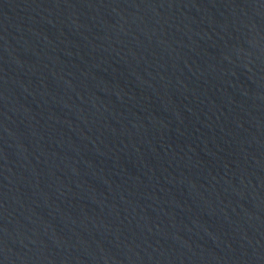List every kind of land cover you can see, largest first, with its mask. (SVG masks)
Segmentation results:
<instances>
[{
  "label": "water",
  "instance_id": "water-1",
  "mask_svg": "<svg viewBox=\"0 0 264 264\" xmlns=\"http://www.w3.org/2000/svg\"><path fill=\"white\" fill-rule=\"evenodd\" d=\"M0 264H264V0H0Z\"/></svg>",
  "mask_w": 264,
  "mask_h": 264
}]
</instances>
